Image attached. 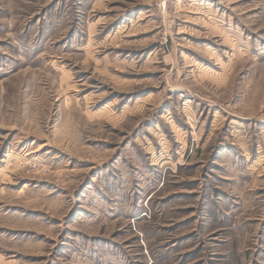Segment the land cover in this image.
Listing matches in <instances>:
<instances>
[{"label": "rangeland", "instance_id": "rangeland-1", "mask_svg": "<svg viewBox=\"0 0 264 264\" xmlns=\"http://www.w3.org/2000/svg\"><path fill=\"white\" fill-rule=\"evenodd\" d=\"M0 264H264V0H0Z\"/></svg>", "mask_w": 264, "mask_h": 264}]
</instances>
